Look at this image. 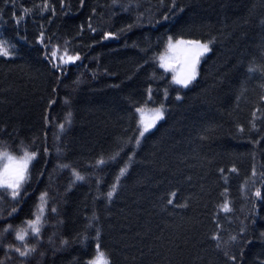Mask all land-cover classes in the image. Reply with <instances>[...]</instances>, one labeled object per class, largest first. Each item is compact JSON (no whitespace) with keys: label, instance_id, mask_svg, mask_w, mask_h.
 <instances>
[{"label":"trees","instance_id":"1","mask_svg":"<svg viewBox=\"0 0 264 264\" xmlns=\"http://www.w3.org/2000/svg\"><path fill=\"white\" fill-rule=\"evenodd\" d=\"M16 3L19 14L21 4L31 7L42 0ZM125 3L128 0H118L116 5L111 0H84L81 6L80 0H65L62 9L60 0H49L48 11L41 15L39 9H33L31 17L21 23L19 32L26 40L17 43L18 56L0 58V140L17 155L20 140L27 145L35 138L42 153L46 136L49 148L46 157L38 156L31 165V179L24 185L18 204L0 189V228L4 223L15 227L31 218L40 192L46 191L42 243L29 264H85L95 251V229H88L89 239L82 242L71 238L84 231L85 215H90L93 207L100 216L99 243L111 264H225L222 249L211 239L217 231L213 214L221 224V239L227 240L230 234L238 233L241 221L249 223L251 192L261 187L264 196V139L253 146L248 131L252 110L264 109V101L259 99L264 94L260 87L264 80L259 73L247 72L253 61L264 64V0H176L183 11L170 13L167 21L161 17L171 0H163V4L161 0H132L128 11L121 7ZM12 10L11 0L7 5L0 0L6 21L0 22V32L16 42L15 25L10 20ZM89 17L97 33L88 30ZM128 24H133L130 30L117 32L113 40H101L103 31L115 32ZM40 25L45 43L49 37L60 46L68 41L70 51L81 52L79 62L68 65L63 74L57 73L60 82L55 93V77L48 70L44 48L36 43ZM82 25L83 32L78 35ZM169 35L215 40L200 62L197 80L180 90L182 99L177 101L176 92L169 88V97L164 101L165 120L142 140L136 150L138 163L129 169L113 202L107 206L94 204L95 177L102 180L101 187L106 190L116 167L94 172L91 165L101 154L111 153L118 138L134 134L138 116L133 103L138 106L144 102L148 83L153 86L154 103L147 108L163 99L162 91L157 89H163L170 77L157 59L165 51ZM153 73L155 80L151 79ZM49 98L56 101L51 107L47 105ZM66 98L68 105L64 103ZM46 108L47 115L54 118L47 125ZM69 109L72 123L60 133L57 144L59 130L55 125L64 120ZM236 124L243 125L245 131L238 133ZM259 135L264 136V127ZM256 136L255 132L251 134L252 139ZM57 146L62 149L60 162H70L86 175L70 191H66L70 171L55 167ZM233 166L237 171H229ZM219 169H224L223 176ZM225 187L230 213L217 208L225 198ZM173 188H179L181 198L189 197V207L174 211L170 207L173 214L168 215L160 211L157 197ZM53 204L56 214L50 211ZM13 207L17 212L9 216ZM256 214L258 233L264 229V221L259 220L264 217V201H256ZM254 235L245 247L244 264H253L258 256L264 259V247ZM62 236L69 238V245L53 252ZM27 242L35 243L31 235ZM3 243L19 242L13 233H6L0 239ZM237 247L229 244L227 250L235 252Z\"/></svg>","mask_w":264,"mask_h":264},{"label":"snow or ice","instance_id":"2","mask_svg":"<svg viewBox=\"0 0 264 264\" xmlns=\"http://www.w3.org/2000/svg\"><path fill=\"white\" fill-rule=\"evenodd\" d=\"M65 0H60L61 8L63 9ZM5 5L9 3V0H4ZM113 5L118 3V0H111ZM163 4V0H161ZM12 12L10 14V20L15 25L16 37L18 38L16 42H13L12 39H9L3 35V32H0V58L4 59H13L18 56L19 49L17 48V43L19 40H26V36H21L19 28L22 22H26L27 18L31 17L33 14V9H39L41 15L44 12L50 9L49 0H42V3L35 4L31 7L20 5L19 14L16 12L17 3L16 0H11ZM81 6L84 4V0H80ZM132 4V0H128V3L121 5L124 11H128ZM138 7V5H137ZM168 10L163 12L162 19L167 21L170 18V13H174L177 10L183 11L180 8L176 0H171V4L167 5ZM52 14L55 15V8H51ZM95 13V8L92 10ZM143 14L141 13L137 17V22L141 20ZM0 22L6 23L4 21L3 13L0 11ZM159 23V21H156ZM133 27V24L125 25L123 28L118 29L117 31H108L105 30L102 32L101 40H109L116 38L117 32H123L125 29L130 30ZM41 31L36 36V43L40 44L44 48V58L46 64L49 66V72L55 77L53 82L52 92H56V84L60 82V75L57 73L63 74L65 72V66L69 64H75L81 59V52L75 51L70 53L67 47L68 41L64 42V46L61 47L59 44L52 43L51 38H48V42L45 43V33L42 30L43 25H40ZM84 26H81L80 32L78 35L82 34ZM87 28L92 33H97V27H94L91 23V17H89V23ZM215 38L212 39H185L183 36H176L175 38L172 35L167 37L166 50L169 55L161 54L158 57L159 67L165 69V71L171 69L173 74L171 76L168 84L163 87V89H157L162 91L163 99L158 105L147 109L149 103L153 102V86L152 83H148L146 88V98L143 103H139L138 106L136 102L133 103L134 112L137 114L138 119H136V127L133 129V135L120 137L115 142L114 150L109 154H101L97 157L94 163L91 165L93 171H102L104 167L115 166L116 172L113 176L112 182L107 184V189L104 190L102 185V180L99 177H95L96 193L93 196V203L102 202L105 206L110 205L113 202L115 196L118 195V190L122 186L123 179H126L129 174V169L134 163H138L136 160L137 148L142 143V140L146 139V134H151V130L157 127L158 122L165 120L166 108L164 101L169 97V88H172L176 92L175 99L177 101L181 100L180 95L181 89H187L194 81L197 80L198 76V66L201 62V57H204L209 53L211 45L214 43ZM92 43H96L93 39ZM89 44L87 47H91ZM174 62V63H173ZM144 63H148L145 61ZM142 67L141 65L137 66ZM177 67L179 71H177ZM107 72V69H105ZM247 72L249 74L259 73L261 80H264V64H257L254 61L249 63ZM95 76V73H93ZM130 78V77H129ZM152 80L156 79L155 73L151 76ZM160 79H164L163 76ZM175 86V87H173ZM261 89H264V83L260 85ZM239 99V96H237ZM260 101H264V94H261L259 97ZM54 98H49L47 100V105L51 107L55 103ZM66 105L70 104V101L66 98L64 100ZM146 109L148 115H146ZM48 109H45L44 122L49 124L54 120L47 115ZM257 121H260L258 124ZM72 123V112L69 109L65 113L64 120L56 124V128L59 130L55 136V141L57 144L61 140L60 133H63L66 127L70 126ZM248 131L250 136V143L255 146L260 144L261 140L264 139V136L259 135L261 127H264V109L254 108L251 112V119L248 121ZM236 131L238 133H243L245 128L241 124H236ZM2 130V129H0ZM207 131V129L205 130ZM255 132L257 136L255 139L251 138V134ZM204 136H201V139H204ZM19 155L10 151L6 142L0 140V189L6 190L7 194L10 196L11 200L15 203H19L18 197L21 196L22 191L24 190V185L28 183L31 179L30 167L37 157L40 155L47 156L49 153V148L46 144V136L44 144L42 147L35 144V138L31 144H25L23 140L19 141L17 146ZM58 160L56 168L60 170H69L71 175V180L66 188V191H70L72 186L77 181H84L86 175L73 166L70 162H60L59 155L62 152V149L57 146L56 148ZM253 155H255L253 153ZM47 161H45V164ZM221 175L224 174V169H219ZM231 172L237 171L235 166L229 169ZM43 175V171L40 173ZM252 176H256L255 167L252 170ZM190 179V177H188ZM261 184L264 185V172L261 173ZM243 188V185H242ZM228 192L227 187L223 189L222 195L225 198L222 202L217 205L219 211L224 213H230L232 208L230 206V201L227 199L226 194ZM26 195L27 193L24 192ZM252 199V209L251 215L247 218L249 223L246 224L244 221L240 222V227L237 234H230L227 240H222L219 234L221 229V224L218 222L217 217L213 214L212 219L215 222V227L217 229L211 236V239L216 242V247L222 249L223 256L225 257V264H244V255L245 247L253 241L254 239L259 241L261 246L264 247V229H261L256 232L257 225V214H256V201H264V196H262L261 187H256L253 192H251ZM159 201V208L161 212H166L168 215H172L173 211L176 209H186L189 207V197L180 196L179 188H173L169 191L162 193L157 197ZM38 204L33 210L31 218H25L21 225H16L15 227L11 223H4L3 227L0 228V239L4 237L6 233H13L14 240L19 242L17 243H3L0 244V248L3 250V256H0V264H29V258L37 252L38 245L42 243V228H44L46 219H45V208L48 204V193L42 191L38 197ZM173 211H169V208ZM51 213H57V207L53 204ZM17 212V208L13 207L8 213L9 216H12ZM259 220L264 221V217H259ZM62 223V222H61ZM95 229V251L94 254L89 257L85 264H111V259L109 255L101 249L99 239L101 236V226H100V216L95 207H93L91 214L85 215V225L84 231L78 232L76 236L72 237L73 242L84 241L89 239L88 229ZM31 235L35 243H28L27 238ZM159 239V237H157ZM49 244L53 243L52 237H49ZM70 241L68 237H61L59 239V246L53 248V252L62 250L69 245ZM229 244L238 245L237 251L229 252L227 246ZM39 255L43 257L45 253L43 251L39 252ZM253 264H264V259L259 258V256L254 260Z\"/></svg>","mask_w":264,"mask_h":264},{"label":"rangeland","instance_id":"3","mask_svg":"<svg viewBox=\"0 0 264 264\" xmlns=\"http://www.w3.org/2000/svg\"><path fill=\"white\" fill-rule=\"evenodd\" d=\"M113 39H114V38L109 39V40H113ZM104 41H108V40H104ZM69 52H70V53H74V52H71V51H69ZM163 54H165L166 56L169 55V54L167 53V50H166ZM202 58H203V57H201V59H202ZM81 59H82V57H81ZM81 59H80V60H81ZM80 60H79V61H80ZM79 61H77V62H79ZM77 62H76V63H77ZM158 62H159V60H158ZM173 63H174V62H173ZM69 65H70V64H69ZM66 66H67V65H66ZM66 66H65V67H66ZM162 69H163V68H162ZM163 70L165 71V69H163ZM176 70L179 71V68L177 67ZM166 72L170 73L171 76H172V74H173V72H172L171 69L167 70ZM146 115H148V112H146Z\"/></svg>","mask_w":264,"mask_h":264}]
</instances>
